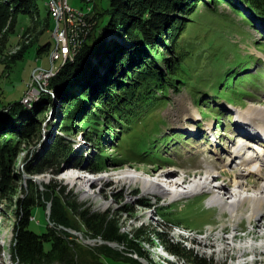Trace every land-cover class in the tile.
Returning a JSON list of instances; mask_svg holds the SVG:
<instances>
[{
	"label": "rangeland",
	"instance_id": "rangeland-1",
	"mask_svg": "<svg viewBox=\"0 0 264 264\" xmlns=\"http://www.w3.org/2000/svg\"><path fill=\"white\" fill-rule=\"evenodd\" d=\"M47 2L39 1L40 22L36 30L30 32L31 35L26 34L27 27L33 25L30 16H19L16 32L9 36L7 53H16L24 43L30 42L34 33H39L43 28ZM96 2L105 9L109 7L107 0ZM68 3L75 9L90 13L95 1L68 0ZM241 9L248 17L236 13L225 3H219L214 16L200 5L198 22L193 30L188 26L184 33L188 37L183 39L184 43L192 46L191 51L194 50L192 56L187 54L191 56L186 60L184 69L187 83L171 86L167 98L147 107L134 117L129 126L119 128L117 124L114 129L107 127L101 143L84 123L77 127L78 122H75L74 132L62 134L57 107L51 105L45 108L40 114L42 135L36 144L20 150L15 168L23 172L28 164H34L39 153L45 152V147L51 144L54 137L64 136L72 148L68 158L55 167L59 173L25 174L26 179L32 177L41 189H44L43 184L65 186L68 196L72 195L71 201L75 199L94 211H110L118 216L123 231L130 233L141 225L152 230L162 229L175 243L193 248L200 256L211 259L213 264H264V228H259V224H264V214L262 218L251 220L247 217L251 213L247 203L233 216L228 210L223 211L220 205L210 204L218 192L217 188L215 191L209 188L211 184H229V190L234 195L227 192L225 202H233L239 196L253 195L256 187L264 185V171L258 175L249 174L250 171L246 172L237 165L238 162H232L234 151L242 149L244 143L239 123L247 122L246 118H238V114L248 111L255 117L253 123L259 120L264 124V120L250 110L253 107L264 108V22L253 16L245 6L241 5ZM52 15L50 27L38 36L24 58L11 69L0 67L1 104L22 100L30 106L42 92L41 89L36 92L29 85L31 78L40 69L50 70L54 66L53 77L64 59L69 57L70 54L56 61L51 58L57 48L60 50L59 36L55 33L57 16ZM109 18L106 15L103 23L107 24ZM76 20L68 25V33L77 24ZM49 42V50L38 51L40 46ZM209 123H213V127L209 125L207 128ZM85 132L90 135H82ZM214 135L218 138L217 142L213 140ZM99 153L104 155V163L96 171H90L93 166L91 162L98 158ZM78 161L81 162L79 166ZM66 168H71L69 176L104 180L92 187L86 186L84 180L72 182L67 174L60 173ZM251 168L255 172L254 164ZM125 169L129 175L166 186L168 193L162 195L147 191L144 183L137 180L126 182L120 174ZM167 173L174 175L179 183L185 179L184 184L167 185L164 180ZM208 178L207 188L178 197L177 192L188 190L200 179L203 182ZM235 181L245 184V190L238 188ZM142 199H149L152 206H140L138 201ZM124 209L131 211L122 214ZM0 211V264H17L10 251L16 219L14 204L3 201ZM34 216L31 227L42 232L47 227L45 212L37 207ZM71 219L73 229L69 230L72 231L68 238L70 241L89 251L105 244L104 240L88 234L78 217L73 215ZM113 248L123 257L102 255L100 260L104 264L142 263L139 256L126 246L115 244ZM138 248L155 264H194L169 252L158 238L142 241ZM84 253L89 258L87 250ZM136 259L140 263L134 261Z\"/></svg>",
	"mask_w": 264,
	"mask_h": 264
},
{
	"label": "trees",
	"instance_id": "trees-1",
	"mask_svg": "<svg viewBox=\"0 0 264 264\" xmlns=\"http://www.w3.org/2000/svg\"><path fill=\"white\" fill-rule=\"evenodd\" d=\"M39 1L0 0V67L11 69L50 27L54 13L47 2L43 28L16 53H7L9 36L16 32L21 14L29 15L33 22L26 34L39 26ZM94 1L90 13L79 9L83 15L77 17V24L68 33L70 55L67 59L61 57L64 61L49 82L50 91H42L30 106L22 100L1 104L0 99V204L9 201L15 207L12 259L17 264H104L100 260L102 255L123 257L110 244L117 243L155 264L138 246L142 241L158 238L169 252L188 263L213 264L193 248L175 243L162 229L152 230L141 225L130 233L123 231L118 216L110 211H94L75 199L71 201L72 195L68 196L65 186L43 184L44 189H41L34 179H26L25 174L59 173L55 167L68 158L72 148L64 136L54 137L45 152L39 153L34 164H28L23 172L15 168V163L24 146L39 141L43 127L40 114L51 105L58 109L62 134L74 132L75 122H78L77 127L84 123L101 143L107 127L129 126L147 107L167 98L171 86L187 83L184 69L194 50L184 43L188 38L184 33L188 26L193 30L198 22L200 5L214 16L219 3H225L236 13L248 17L241 9L243 5L264 22V0H107L106 9ZM106 15L110 18L104 24L102 20ZM110 36L112 38L108 39ZM50 45V42L42 45L38 51H47ZM103 156L99 153L98 158L92 160L90 171H96L104 163ZM138 204L146 208L152 206L149 199L139 200ZM37 207H41L47 217V227L42 232L31 227ZM130 211L124 209L122 214ZM73 215L80 219L88 234L104 240L105 244L89 251L70 241ZM85 250L91 258L86 256Z\"/></svg>",
	"mask_w": 264,
	"mask_h": 264
},
{
	"label": "bare ground",
	"instance_id": "bare-ground-1",
	"mask_svg": "<svg viewBox=\"0 0 264 264\" xmlns=\"http://www.w3.org/2000/svg\"><path fill=\"white\" fill-rule=\"evenodd\" d=\"M50 9L57 16L56 17V19H57L56 22L58 23V5L57 4H50ZM56 36H59V35H56ZM58 51L59 50L57 48L52 53V57H56V53ZM52 75H53V73H52ZM52 75H51V77H52ZM51 77H49L48 80H50ZM41 90L43 91V90H48V89H41ZM250 110L252 112H256V114L262 120H264V108H262V107H253ZM198 116H196V117L198 118ZM239 117L246 118L247 120L245 119V121L248 122V123L244 122V121H240V123L238 122L239 123V131L242 132L241 134L243 135L241 137L244 140L245 139L247 140V142L244 144V146L248 148V146L251 145V147H253V150L257 151V153L255 152L256 154L254 156V152H251L252 149L249 148V149L244 151V146H243L242 149H239V150L236 149L234 151V153H233L234 160L236 158H240V160L238 159L239 161H237V159H236L235 161L232 160V162H235V163L239 162V164H237V165L242 167L246 172L250 171L249 174H257L258 175L262 171H264V124L262 122H259V120L256 121L255 123H253L255 117L253 115H250L248 111L246 113H244V112L241 113L240 112L238 114V118ZM254 124H256V125H254ZM209 125H212V127H213V123H209L207 125V128H208ZM250 126L254 127V128H251ZM212 127H211L210 130H212ZM251 129H253V130H251ZM212 132L213 131H211L210 133L212 134ZM213 140H216V142L218 141V138H217L216 135L213 136ZM253 140L255 142L257 141V145H254V144L251 143V141H253ZM246 151H247L248 154L246 155L245 158H242L241 157L242 156L241 153L242 152L245 153ZM252 164L255 165V168H256L255 172L251 168ZM70 170H71V168H66V169L62 170L60 173L63 172L65 174H67L68 179L70 181H72V182H75V180H84L86 186L92 187L93 185H95L99 181H101V180L103 181L104 180V179L94 180V179L83 178V177H78V176H71L72 174L69 176L68 171H70ZM244 170H241V171H244ZM120 174L123 175L122 179L125 180L126 182L136 181V180L140 181V182H143L144 183V189L147 190V191H150V192L154 191V193L156 192V193H159V194H162V195H166V193H168V191H169V190L166 189V186L164 187L163 185H161L160 183H158L156 181H149V180H146V179H142L140 177L129 175V171L126 170V169H125V171L123 170ZM164 176H166V177H164V180H166L165 182H166L167 185H171L173 183L176 184V185L177 184H182V183L184 184V181H185V179H184L181 183H179V181L176 180L175 176L171 175V174L164 175ZM200 180L201 181L194 183L192 188H190L188 190H184L182 192H177L178 197H179V195H188V194H190L192 192H195V191L198 192L201 189L203 190V188H207V183H208L207 180H209V178L206 179L203 182H202V179H200ZM234 183L236 184V186L238 188H241V189L245 190L246 186H245V184H242V182L235 181ZM229 193L232 194L233 192L231 191ZM232 195H234V194H232ZM239 197L236 200H234L233 202H222V201H220L218 199V197L213 196V198L210 201V204L211 205H217V204L220 205L221 209L223 211L224 210H228L230 212V214L233 216L234 214L236 215V213L238 211H240L241 207H244L245 204L247 203L249 208L251 209V213L247 217L249 219H251V220L254 219V218L258 219V217H260V216L262 218V216H263L262 213L264 214V185L262 187H258V188L256 187V189L253 192V195L245 196V197L244 196H239ZM259 226H258L259 228H264V224L263 223L259 224ZM256 227H257V225H256Z\"/></svg>",
	"mask_w": 264,
	"mask_h": 264
},
{
	"label": "built area",
	"instance_id": "built-area-1",
	"mask_svg": "<svg viewBox=\"0 0 264 264\" xmlns=\"http://www.w3.org/2000/svg\"><path fill=\"white\" fill-rule=\"evenodd\" d=\"M48 2L58 5V23L55 33L59 35L60 50L56 53V57H52L53 61H56L70 54L68 25H71V23L73 24L76 17L83 15V13L79 9L71 7L68 0H49ZM53 72L54 66H52L50 70L40 69L39 72H36L31 78L29 85L36 92H39L40 89H48V78L51 77Z\"/></svg>",
	"mask_w": 264,
	"mask_h": 264
},
{
	"label": "water",
	"instance_id": "water-1",
	"mask_svg": "<svg viewBox=\"0 0 264 264\" xmlns=\"http://www.w3.org/2000/svg\"><path fill=\"white\" fill-rule=\"evenodd\" d=\"M30 178V177H29ZM32 178V177H31ZM37 179V178H36ZM37 181H40V179H37ZM47 213H48V218L50 216L51 213V203H49L48 205V209H47ZM105 243V241H103ZM112 246H115V244L117 243H110ZM138 257V256H137ZM138 259L143 263V264H149L148 260L142 257H138Z\"/></svg>",
	"mask_w": 264,
	"mask_h": 264
}]
</instances>
